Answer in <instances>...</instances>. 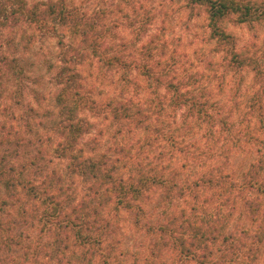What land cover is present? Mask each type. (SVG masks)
<instances>
[{
	"label": "clouds",
	"instance_id": "1",
	"mask_svg": "<svg viewBox=\"0 0 264 264\" xmlns=\"http://www.w3.org/2000/svg\"><path fill=\"white\" fill-rule=\"evenodd\" d=\"M0 264H264V0H0Z\"/></svg>",
	"mask_w": 264,
	"mask_h": 264
}]
</instances>
